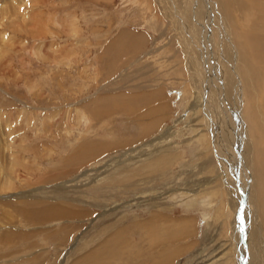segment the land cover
Instances as JSON below:
<instances>
[{"label":"rangeland","instance_id":"rangeland-1","mask_svg":"<svg viewBox=\"0 0 264 264\" xmlns=\"http://www.w3.org/2000/svg\"><path fill=\"white\" fill-rule=\"evenodd\" d=\"M216 1L0 0V233L5 229L13 232V246L9 244L5 255L15 248L20 258L12 263L24 258L21 264H30L26 259L32 252L38 254V264H82V258L93 252L92 246L101 239L103 244L119 222L125 231V244L112 256L111 264H238L232 223L237 220L240 191L233 187V181L230 185L226 181L225 175H230L217 160L205 119L210 106L203 97L211 99L215 85H208V81L214 83L220 76L230 100L225 104L226 114L216 99L221 110L216 123L222 125L219 148L233 154L230 151L238 144L243 151L244 144L232 126L244 114L246 124L242 122L241 129L249 134L247 125L251 127L254 146L258 147L254 149V164L264 162V124L261 131L255 129L264 120V74L259 77V88L250 87L257 95L251 100L255 109L250 110L253 105L247 100L242 104V115L238 108L235 118L233 111L240 102L234 95L241 96L242 92L245 96L242 79L235 77L242 55L238 51L232 55L224 34L238 36V28L243 32L248 29L246 25L258 26V31L247 30L249 37L244 35L250 38L248 47L256 56L253 65L260 70L258 76L264 72L263 19L256 24L260 14L264 16V0H229L239 6L231 3L238 9L232 7V20L218 7H230V2ZM244 3L247 11L243 10ZM186 47L191 54L188 59ZM208 54L218 60L212 62L213 56ZM233 56L237 66L232 64ZM232 79L240 82V91H234ZM205 86L202 97L198 91ZM127 107L136 110L127 113ZM250 113L255 114L254 122ZM248 134L246 141L251 144L253 139ZM82 137L99 144L98 155L71 161L64 166L65 173L53 176L52 169L61 165L56 164L60 157ZM159 155L165 162L156 159ZM147 156L151 161L154 158L153 163L145 162ZM231 156H235V163L240 159L237 152ZM250 159L251 154L243 152V166L238 168L244 170L242 175L248 168L249 175L254 173L246 193H250L255 212L258 203H264V189L260 201L254 189L255 167L253 162L251 168L247 165ZM112 167L119 168V173L108 178L106 173ZM158 199L164 204L159 208L162 203H158L157 211L165 216L164 222L179 227L186 220L190 231L167 239L160 237V225L155 235L159 238L153 243L160 242L154 245L141 229L126 225L133 226L134 219L156 212L147 203H157ZM26 201L31 205L24 207L28 216L19 210ZM48 203L67 207L75 215L35 218L32 212ZM262 208L250 226L255 231L262 225L259 237L251 239L252 246L251 237L246 239V251H254L253 264H264ZM102 222H106L104 227ZM21 238L27 239V244ZM158 250L166 251L164 255L171 252L166 262L158 263L162 260ZM77 251L83 253L81 258Z\"/></svg>","mask_w":264,"mask_h":264},{"label":"bare ground","instance_id":"bare-ground-1","mask_svg":"<svg viewBox=\"0 0 264 264\" xmlns=\"http://www.w3.org/2000/svg\"><path fill=\"white\" fill-rule=\"evenodd\" d=\"M172 1V0H171ZM204 2H206V1H208V0H203ZM216 1V0H215ZM229 1V0H228ZM237 1V0H236ZM217 3H218V1H216ZM230 2V1H229ZM247 2V1H246ZM174 3V2H173ZM231 3H233V4H235V5H237L236 3H234V1H232V2H230V4ZM233 4H231V6L230 7H228V4H225V6H221V5H218V7L220 6V9L219 10H221V11H223V12H225V13H227L228 14V16L230 17V19L232 20L234 17H233V10H232V7L233 8H235V10L237 9L236 7H235V5H233ZM223 5V4H222ZM204 6H206V5H204ZM238 6V5H237ZM244 8H243V10H245V11H247V5L244 3L243 5H242ZM210 7H212V6H210ZM239 7V6H238ZM208 8V7H207ZM213 8H214V6H213ZM208 10H210V8L209 9H206V11L207 12H209ZM238 10V9H237ZM239 12V11H238ZM222 13V12H221ZM224 13V14H225ZM246 14V13H245ZM244 14V15H245ZM219 15V14H218ZM247 15L249 16L250 15V13L249 12H247ZM226 16V15H225ZM224 16V17H225ZM263 16V13L262 14H260V22H259V20H257V19H255L254 18V20H257L258 21V23H257V21H256V24L258 25L259 23H261V21H262V19H263V21H264V16ZM251 17V16H250ZM244 18V17H243ZM225 19V18H224ZM250 19H252V18H250ZM234 20H236V19H234ZM253 20V19H252ZM208 21V20H207ZM235 24H237L235 21H233ZM240 22V21H239ZM233 23V24H234ZM249 23V22H248ZM255 23V22H254ZM217 24V23H216ZM216 26V28L217 29H221V25H219V24H217V25H215ZM232 26V25H231ZM237 26V25H236ZM247 26V30H249V33H250V31H252V30H250L249 28H256V30H254V31H258L259 29L257 28L258 26H255V27H252V26H250V25H246ZM246 26H245V24H244V29H246ZM234 29H237L236 27H233L232 28V30H234ZM239 29V28H238ZM236 30L237 31V33L239 34L238 36H234L232 33H231V37H230V33L228 34V33H226V32H224V34L227 36V38H226V41H227V46L229 47L230 46V48L229 49H231V51L234 53H232L231 51H230V53H232V55H235L236 54V51H238V53H240L242 56H241V58H239V61L237 60V58H236V56H233L234 57V59L232 58V64L234 63L235 64V66H237L238 65V68H237V72L238 73H236L235 74V77H237V79L240 77L242 80V84H243V90H244V98H243V95H242V92H241V96H240V94H238V95H236V93H235V98H237V101L238 102H240V103H238V105H237V107H235L234 108V111H233V115L235 116V118H238V112H239V109H241V111L239 112L241 115H242V104L244 103H246V101L247 100H252L253 98L255 99L256 97H257V95L253 92V90L251 89L250 90V87L251 88H253V85H255L256 87H258L259 88V77L260 76H263L262 75V73L264 74V72L263 71H261L260 73H259V76H258V71H260L259 69H257L256 67H254V65H253V62H254V59L256 58V56H254L253 54L254 53H252L250 50V48L248 47L249 45H251V44H249L248 45V43H250V38H247V36L246 35H244L245 33H247V35H248V37L250 36V34L247 32V30H245V31H243V32H240L239 30ZM263 29V28H262ZM204 30L205 31H207V28L206 27H204ZM228 30H230V29H228ZM241 31H242V29H240ZM253 31V32H254ZM227 32H229V31H227ZM257 33V32H256ZM242 34V35H241ZM252 34V33H251ZM255 34V33H254ZM257 34H259V33H257ZM206 35V34H205ZM260 35V34H259ZM262 35V34H261ZM255 36V35H254ZM245 37V38H244ZM263 37V36H262ZM258 38V37H257ZM261 38V37H260ZM224 39V38H223ZM238 39V40H237ZM261 39H263V38H261ZM249 40V41H248ZM252 40V39H251ZM254 40V39H253ZM232 44V45H231ZM253 44L254 45H258L257 43H254V41H253ZM226 45V44H225ZM186 46H188V45H186ZM254 48H256V47H254ZM258 48V47H257ZM185 49V48H184ZM186 51H187V59H188V55L190 56L191 54H190V52H189V47L187 48L186 47V49H185ZM254 50V49H253ZM262 50V49H261ZM257 51V50H256ZM205 55V54H204ZM209 55V54H208ZM238 55V54H237ZM209 56H213V54L212 55H209ZM215 56V55H214ZM214 56H213V58L211 57V61L212 62H214V61H217L215 58H214ZM216 57V56H215ZM239 57V56H238ZM193 58V57H192ZM201 58V57H200ZM199 58V59H200ZM217 58H219V56L217 57ZM229 59V58H228ZM231 59V58H230ZM201 60H202V58H201ZM204 60V59H203ZM236 60H237V65H236ZM222 61V60H221ZM227 61V60H226ZM203 62V61H202ZM208 62V61H207ZM196 63H198V62H196ZM209 63V62H208ZM223 63V62H222ZM210 64V63H209ZM199 65H201V64H199ZM225 64H223V66H224ZM210 66V65H209ZM234 66V67H235ZM213 67V66H212ZM214 67H215V65H214ZM229 67V66H228ZM227 67V68H228ZM231 67H232V65H231ZM234 67H232V68H234ZM260 67H262V66H260ZM193 68V67H192ZM191 68V69H192ZM201 68V67H200ZM200 68H198V69H200ZM210 68H211V66H210ZM231 68V69H232ZM194 69V68H193ZM230 69V68H229ZM235 69V68H234ZM234 69H232V70H234ZM236 70V69H235ZM206 71H208V70H206ZM210 71V70H209ZM208 71V72H209ZM213 71L214 70H212V73H213ZM219 72H220V70H218ZM225 71V70H224ZM227 71V70H226ZM196 72V71H195ZM216 72H217V70H216ZM215 71H214V73H216ZM211 73V74H212ZM231 73V72H230ZM225 74V73H224ZM208 76H210V73L208 74ZM216 76H217V74H216ZM246 76H249L248 78L246 77ZM220 77V76H219ZM218 76H217V80H215V82L214 83H210V81H208V85H210V84H212V85H215L214 86V92H213V94L212 95H210L211 96V99L209 98V99H205L204 97H203V95L206 93L205 92V89H206V87L207 86H205V88L203 87V89H201V91H198V92H200V96H202L203 97V99H204V102H205V104L206 105H208V106H210V108L208 109H206V116H205V119H206V125H207V127H208V130H209V133H210V136H211V139H212V141H213V143H212V146L214 147V151H215V153H216V157H217V160H219V162H220V165H221V167H222V169L224 170V173L225 174H229L230 176H226L225 175V179H226V181L229 183V185H230V183H231V181H233L234 182V186L233 187H236L239 191H240V199H238L239 200V206H238V209H239V207L242 205L243 206V210H242V212L241 213H243V216L241 217V215H238L237 217H236V219L237 220H235L234 221V223H232L233 224V231L236 233V238H237V240H236V242H235V244H236V261H237V263L238 264H253V261L254 260H256V259H254L255 257H254V251H250V252H247L246 251V249H248L249 248V245H248V242H246V239H247V237H251L250 238V240H249V244L252 246V238L253 237H259L258 236V232H259V234H260V232H261V229L263 228L262 227V225H258V230L255 228V231H253V230H250V226L251 227H253V223H252V220H254V216H257L256 214H257V212H258V214H259V212H263V208L262 207H264L263 206V204L264 203H261V202H259L258 203V210L257 211H255V212H252L253 210H252V208H253V205H252V203H251V200H250V193H249V196H248V193H246V189L247 190H249L250 191V189H251V187L252 186H250V189H249V184L250 185H252L251 184V180H252V177H250L252 174H254V173H252L251 175H249L250 174V172L249 171H247V170H249V168L246 170V173L244 172L243 174L244 175H242V172L244 171L243 169H241L242 170V172L240 171V169L238 168L239 166H243V165H241V163H240V161H241V154L243 153V152H246V153H248L249 155L251 154V159L248 161V167H250L251 168V165H252V162H253V165H252V167L254 166L255 167V169L254 170H256V177H257V182H256V184L254 185V189L256 188V190L259 192V200L261 201L262 200V195H261V190H263L264 189V185H263V183H264V162H257L256 164H254L255 162H254V159L255 158H257L256 157V153H255V151H254V149H256V148H258L257 146L255 147L254 146V144H255V140L253 139L254 137H253V135H252V132H251V127L249 126V125H247V127H248V130H249V134L247 133V132H245V130L243 129V127H242V129H241V124H242V122H243V126H244V124H246L245 123V121H244V114L242 115V120L240 121V117L237 119V122H236V124H235V126H232V128H233V130L236 128V132H237V134L239 135L238 137H239V141H240V144L242 145V144H244V145H242V147H243V151H241V146H239L238 144H235L237 147H235L234 149H236V150H233V151H230V152H234L233 154H231V153H229L226 149H224V148H219V146H218V144H219V140H220V132L222 131L221 129V124H220V122L218 121L217 123H216V117H218L219 116V113H220V111L218 110V108H217V104L218 105H220V108H223L225 111L224 112H226V114H227V109H228V105H229V100L230 99H228L227 98V96H229V95H225V94H228L229 93V91H227V90H225L226 88H225V86H224V83H223V79L222 78H219ZM223 77V76H222ZM228 77V76H227ZM243 77L245 78L246 77V80H244L243 79ZM225 79V78H224ZM228 79H229V77H228ZM236 79V80H237ZM212 80V79H211ZM230 80V79H229ZM202 81V80H201ZM199 82V81H198ZM226 82V81H225ZM200 83V82H199ZM228 83V82H227ZM231 84H232V88L234 89V91H240V88H242L241 87V85H240V82H235L233 79L231 80V82H230ZM230 84V85H231ZM259 85V86H258ZM224 87V88H223ZM231 87V86H230ZM211 88V87H210ZM262 88V87H261ZM242 90V89H241ZM226 91V92H225ZM205 92V93H204ZM225 93V94H224ZM232 93V92H231ZM259 94V93H258ZM209 95V94H208ZM207 95V96H208ZM213 95H215V96H213ZM217 95H218V98H217ZM259 95H261V93L259 94ZM213 96V97H212ZM247 98V99H246ZM201 99V98H200ZM216 99H219V100H217L218 101V103L216 104ZM200 101V100H199ZM219 102L220 103H222V104H219ZM226 102L228 103V105H225L226 104ZM251 104L253 105V103H252V101H251ZM246 105V104H245ZM118 105H116V106H110L112 109L115 107H117ZM102 107V106H101ZM121 107V106H120ZM254 107H256L255 105H253V106H250V110H254L255 108ZM94 108V107H93ZM128 109L126 110L127 111V113H130V110L132 111V112H134L135 110H136V108H132V107H127ZM219 108V109H220ZM239 108V109H238ZM97 112V111H96ZM96 112H94V113H96ZM98 112H100V111H98ZM107 114H109V112H108V109H106V111H105ZM252 112V111H251ZM244 113V112H243ZM254 113H255V111H254ZM254 113H250V115H251V119H252V121L254 122V120L256 119V117H255V114ZM90 115V114H89ZM106 115V114H105ZM240 115V116H241ZM98 116V115H97ZM102 116H103V114H102ZM233 116V117H234ZM257 116V115H256ZM261 116V115H260ZM246 117H247V115H246ZM91 118H95L93 115L91 116ZM228 119H230V117H227ZM259 118V117H258ZM141 119V118H140ZM248 119V118H247ZM153 120L154 119H151L150 120V123H152L153 122ZM260 120H263V119H260ZM263 122H264V120H263ZM263 122H261V123H257V126L255 127V129H257V130H259V131H261L262 130V128H263ZM234 124V123H233ZM251 124V123H250ZM221 125V126H220ZM252 125V124H251ZM255 125V124H254ZM230 128H231V126H229ZM252 127H253V125H252ZM148 127L146 126V129H147ZM253 129H254V127H253ZM258 132V131H257ZM264 132H262V134H263ZM246 134H248V138H251V139H253V141H252V143L251 144H249L247 141H246ZM223 135V134H222ZM240 136H243L242 137V143H241V137ZM256 136V138H259V136L258 135H255ZM262 137V136H261ZM264 138V137H263ZM111 139V138H110ZM223 139V138H222ZM228 139V138H227ZM216 140H218V142L216 143L215 141ZM22 141V140H21ZM110 141V140H109ZM221 141V140H220ZM232 141V140H231ZM250 141V142H251ZM107 142V141H106ZM100 144H102L101 143V141L99 142ZM111 144V143H110ZM99 145V144H98ZM97 145V143H92V142H90V141H87L86 140V138H84V137H82V140L79 142V144L78 145H76L75 147L74 146H72L69 150H68V152L64 155V156H62V157H60V160L56 163V164H59V163H61V167L62 168H59L58 167V165L56 166V167H54L52 170H53V176H56V175H59V174H63V173H65L66 171H65V169H64V166L66 165V164H69L71 161H77V160H80V159H82V158H84V159H91V158H94L95 156H97L98 155V152H99V150H100V148L101 147H99ZM108 145V144H107ZM247 145V146H246ZM249 145V146H248ZM102 146V145H101ZM109 147V146H108ZM26 148V147H25ZM104 148V147H103ZM226 148V147H225ZM247 148V149H246ZM260 148V147H259ZM229 150V149H228ZM257 150V149H256ZM261 152L263 151V150H260ZM25 152V151H24ZM235 152H237V156L238 157H240V159L238 160V162L237 163H235V161L233 160V158L235 157H233V156H231V155H235ZM253 153H254V155H253ZM84 154H86V156L84 155ZM95 154V156H91V155H94ZM228 154V155H227ZM161 155V154H160ZM157 156L156 157V159L159 157V160H160V162H161V160H162V162H165V160L161 157V156ZM22 157V156H21ZM164 157V156H163ZM233 157V158H232ZM145 158V157H144ZM153 159L154 158H152V161H153ZM170 159V158H169ZM136 160V159H135ZM134 160V161H135ZM259 160V159H258ZM137 161V160H136ZM140 161H142V159L140 160ZM139 161V162H140ZM151 160H148V156H147V158H146V163H153ZM245 161V160H244ZM159 162V163H160ZM134 163V162H133ZM156 163V162H155ZM159 163H157V164H159ZM247 163V162H246ZM136 164V163H135ZM156 164V165H157ZM164 164V163H163ZM117 165V164H116ZM160 165V164H159ZM158 165V166H159ZM256 166H258V167H256ZM110 167V166H109ZM123 167L124 166H121V168H120V171L121 170H123ZM65 168H67V167H65ZM162 168V167H161ZM160 168V169H161ZM158 170H159V168H158ZM254 170H253V172H254ZM28 171V170H27ZM160 171V170H159ZM162 171V170H161ZM122 172V171H121ZM116 173H119V168H117V167H112L107 173H106V177H108V178H110V177H113ZM163 174V173H162ZM238 175H241V177L239 178V176ZM118 175H116V177H117ZM102 177V176H101ZM230 177H231V179H230ZM250 177V178H249ZM105 178V177H104ZM254 181V180H253ZM97 182V181H96ZM98 183V182H97ZM254 183V182H253ZM233 184V183H232ZM128 186L130 187V186H132V185H130V184H128ZM248 192V191H247ZM254 192H256V191H254ZM233 193V192H232ZM242 193H243V196H242ZM231 194V193H230ZM255 194H258L257 192L255 193ZM264 196V195H263ZM236 199V198H235ZM33 200V199H32ZM73 200V199H72ZM152 200V199H151ZM161 200H163L165 203H166V201L162 198ZM161 200L160 199H158V202L156 203V202H154V201H152V202H149V203H147L149 206H151V207H154V208H156V212H152V214H149V217L148 218H145V219H134L133 220V222H132V224H133V226H128V224H127V222H124V225H126L127 227L126 228H128V227H130V228H137L138 230L139 229H141V231H143L145 234H147L148 236H149V242L152 244L153 242L155 243V241H153L154 239H158V238H156V236H157V231L159 230V227H160V225H162V235H160V237H162V238H164V237H166L167 239H172V238H177V235L178 236H182V235H184V234H187L188 233V230L190 231V225L188 224L189 222H187L186 220H184L183 222L181 221V223L180 224H178L179 225V227H176V224L174 223L173 225H175V227H171V226H169V224H166L165 222H164V220H166V218H165V216L163 215V214H161L160 212L158 213L157 211H158V209L159 208H162L163 207V203L161 202ZM230 200V199H229ZM232 200V199H231ZM264 200V199H263ZM237 201V200H236ZM255 201V200H254ZM256 201H258V200H256ZM28 202L26 201V202H21V204L22 205H20V207H19V210L23 213V215H27L28 216V214H29V210H25L24 209V207L26 206H30L31 207V205L30 204H27ZM42 203V202H41ZM40 203V204H41ZM51 203V202H50ZM53 203V202H52ZM158 203L160 204V203H162L161 205H160V207L158 208ZM168 203V202H167ZM243 203H244V205H243ZM35 204V203H34ZM44 204V203H43ZM46 204V203H45ZM235 204V203H234ZM236 204H237V202H236ZM166 208V207H165ZM257 208V207H256ZM255 208V209H256ZM254 209V210H255ZM154 210V209H153ZM166 210V209H165ZM162 212V211H161ZM240 212V211H239ZM117 213H119V212H117ZM116 213V214H117ZM251 213V214H250ZM32 214H34V217L35 218H42L43 220L44 219H50V218H67V217H73V214L75 215V212L73 211V210H71V209H68L67 207H63V206H60L58 203H54V205L53 204H47L46 206H44L40 211H37L36 213H34V212H32ZM158 214H160L159 216H158ZM162 215L164 216V217H162ZM26 216V217H27ZM166 216H167V214H166ZM157 217H161V218H157ZM238 218H240V220L238 219ZM263 218V217H262ZM261 217H260V219H262ZM121 219H123L122 217H121ZM110 220V219H109ZM119 220V219H118ZM264 220V219H263ZM111 221V220H110ZM109 221V222H110ZM124 221V220H123ZM243 221V222H242ZM169 222V221H168ZM176 222H177V220H176ZM235 222H236V225H237V227H236V229L234 228V225H235ZM264 222V221H263ZM262 222V224H264ZM123 223V222H122ZM162 223V224H161ZM172 223V222H171ZM170 223V224H171ZM105 224H106V222H104V225H103V222H102V226L104 227L105 226ZM257 224H259L258 223V221H257ZM108 225H110V224H108ZM235 225V226H236ZM255 225H256V222H255ZM125 227V226H124ZM123 228V227H122ZM124 230H126V229H124ZM160 230H161V228H160ZM6 231V232H5ZM64 231H66V229H64ZM140 231V230H139ZM140 231V232H141ZM250 231V232H249ZM25 232V231H24ZM27 232V231H26ZM124 232L125 231H123L122 229H121V226H120V224H119V222H118V224L116 225V227L111 231V234L105 239V241L103 242V244L101 243L102 242V239L97 243V245H95V246H92L93 247V252H89V253H87L83 258H82V260H81V262H82V264H86V262L88 263V264H111V262L113 261V258H112V256L113 255H116V254H118L119 252H120V250L123 248V246H124V244H125V241H124ZM160 232V231H159ZM13 232L10 230V229H5L4 231H2L1 233H0V263L1 264H4V263H6V264H21L22 262H23V259L24 258H22V261H20V260H18V261H20V262H15L16 260L15 259H17V258H20L17 254L19 253L18 252V250H16L15 248L13 249V251L12 252H10L9 254H7V255H5V250H6V248L7 247H9V244H10V235L12 234ZM15 233V232H14ZM66 233V232H65ZM64 233V234H65ZM17 235V234H16ZM16 235H15V237H16ZM141 236H142V233L140 234ZM146 235V236H147ZM156 235V236H155ZM189 235V234H188ZM153 236H155V237H153ZM148 238V237H147ZM162 238H161V240H162ZM146 239V238H145ZM13 240H14V237H12L11 238V242H13ZM21 241H24V244H27V242H26V240L27 239H24V238H21L20 239ZM97 240V239H96ZM160 241H158L157 242V244L159 243ZM163 242V241H162ZM96 243V242H95ZM141 243V242H140ZM153 243V244H154ZM94 244V243H93ZM127 244V243H126ZM139 244V243H138ZM157 244H154V245H157ZM85 244H83L82 245V247L84 246ZM167 245V244H166ZM13 245H11L10 244V247H12ZM250 246V247H251ZM82 247H81V249H82ZM254 247V246H253ZM162 248V247H161ZM166 248V247H165ZM164 248V249H165ZM176 250H177V252L178 251H180V249L178 250L177 248H176ZM252 250V249H251ZM155 251V250H154ZM159 251V250H158ZM163 251V250H162ZM169 251V250H168ZM167 251V252H168ZM255 251H257V250H255ZM160 253H161V251H159ZM158 252V253H159ZM166 252V251H165ZM164 252V253H165ZM170 252V251H169ZM173 252H174V250H173ZM15 254V255H13L14 257H11V255L12 254ZM77 257L78 258H81L82 256H83V253L82 252H79V251H77ZM164 253L162 252L161 254H162V260L160 261V262H158V263H164V262H166V260L168 259V256L171 254V252H170V254L168 255H164ZM17 255V256H16ZM262 255V254H261ZM21 256V255H20ZM28 258L26 259V261L27 262H29L30 264H38L37 263V257H38V254L37 253H35V254H33L32 252H30L28 255ZM257 258H258V256H256ZM263 258V257H262ZM13 260H15L14 261V263H12V261ZM39 260V259H38ZM258 260V259H257ZM25 261V260H24ZM260 261V260H259ZM264 261V260H263ZM140 264H142V263H140ZM155 264H157V262L155 263ZM260 264V263H259Z\"/></svg>","mask_w":264,"mask_h":264},{"label":"water","instance_id":"water-1","mask_svg":"<svg viewBox=\"0 0 264 264\" xmlns=\"http://www.w3.org/2000/svg\"><path fill=\"white\" fill-rule=\"evenodd\" d=\"M242 196H243V193H242ZM243 205H244V203H243ZM242 205L239 207V209H237V211H236V217L238 216V215H241V210H242ZM240 211V212H239ZM238 219H240V218H238Z\"/></svg>","mask_w":264,"mask_h":264}]
</instances>
